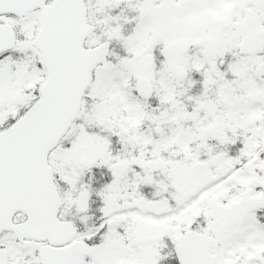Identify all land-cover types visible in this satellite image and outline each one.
<instances>
[{
  "label": "snow or ice",
  "instance_id": "snow-or-ice-1",
  "mask_svg": "<svg viewBox=\"0 0 264 264\" xmlns=\"http://www.w3.org/2000/svg\"><path fill=\"white\" fill-rule=\"evenodd\" d=\"M0 264H264V0H0Z\"/></svg>",
  "mask_w": 264,
  "mask_h": 264
}]
</instances>
